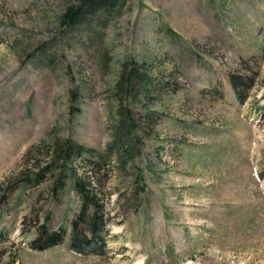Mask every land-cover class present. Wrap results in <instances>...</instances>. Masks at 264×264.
<instances>
[{
    "label": "rangeland",
    "instance_id": "obj_1",
    "mask_svg": "<svg viewBox=\"0 0 264 264\" xmlns=\"http://www.w3.org/2000/svg\"><path fill=\"white\" fill-rule=\"evenodd\" d=\"M77 1L0 0V264H264V0H125L67 28ZM132 60L154 76L141 154L53 160L65 138L105 149ZM233 73L255 78L243 104ZM76 177L103 198V256L71 248ZM44 225L64 241L31 248Z\"/></svg>",
    "mask_w": 264,
    "mask_h": 264
},
{
    "label": "trees",
    "instance_id": "obj_2",
    "mask_svg": "<svg viewBox=\"0 0 264 264\" xmlns=\"http://www.w3.org/2000/svg\"><path fill=\"white\" fill-rule=\"evenodd\" d=\"M125 0H78L68 6L60 20L67 28L86 24L98 13L109 12L124 3ZM232 87L240 103H245L249 91L255 83V78L246 74L233 73L230 75ZM154 82V76L146 63L132 60L123 65L117 84L120 105L116 112L112 139L104 150L85 147L71 138L62 141L56 140L50 148V156L59 163H68L73 159L82 158L91 167V170L101 171L113 161L126 166L141 154L144 128L142 118L133 104L132 96L137 89L142 96H149ZM264 111V106L262 108ZM154 117L149 116V121ZM57 180L63 186L65 180L60 172ZM75 189L80 194L83 204L80 213L73 220L71 248L83 255H100L107 252L106 226L108 214L105 211L100 190L91 180L82 177L75 178ZM59 185V187H60ZM39 235L30 242L36 250H46L61 244L65 232L61 230L50 231L46 225L39 230Z\"/></svg>",
    "mask_w": 264,
    "mask_h": 264
}]
</instances>
